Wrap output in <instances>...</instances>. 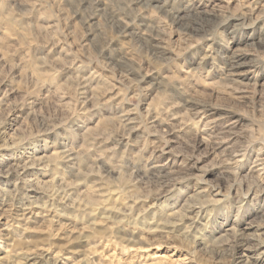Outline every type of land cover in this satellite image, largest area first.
Segmentation results:
<instances>
[{
    "label": "rangeland",
    "instance_id": "374dc122",
    "mask_svg": "<svg viewBox=\"0 0 264 264\" xmlns=\"http://www.w3.org/2000/svg\"><path fill=\"white\" fill-rule=\"evenodd\" d=\"M52 263L264 264V0H0V264Z\"/></svg>",
    "mask_w": 264,
    "mask_h": 264
},
{
    "label": "bare ground",
    "instance_id": "6f19581e",
    "mask_svg": "<svg viewBox=\"0 0 264 264\" xmlns=\"http://www.w3.org/2000/svg\"><path fill=\"white\" fill-rule=\"evenodd\" d=\"M188 27V26H187ZM68 262V261H67ZM66 263V262H65ZM52 264H56V263H52Z\"/></svg>",
    "mask_w": 264,
    "mask_h": 264
}]
</instances>
